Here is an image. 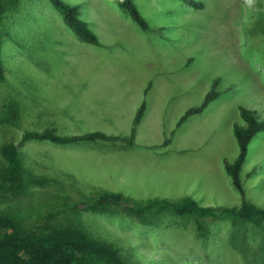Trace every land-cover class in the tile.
I'll use <instances>...</instances> for the list:
<instances>
[{"label": "rangeland", "instance_id": "374dc122", "mask_svg": "<svg viewBox=\"0 0 264 264\" xmlns=\"http://www.w3.org/2000/svg\"><path fill=\"white\" fill-rule=\"evenodd\" d=\"M5 1L0 112L15 102L20 118L0 114V149L14 143L24 166L48 184L0 202V212L29 228L49 215L54 224L75 220L130 264H264V229L254 224L167 214L145 226L121 209L99 214L64 205L99 192L137 201L190 197L203 207L242 204L225 163L239 154L233 128L243 124L240 109L264 122V0H195L201 9L180 0H134L148 30L115 0H64L80 6L100 46L81 42L49 0ZM214 89L219 96L177 128ZM143 103L133 147L22 142L25 132L49 128L62 136L129 137ZM241 181L247 200L264 209V132L249 146Z\"/></svg>", "mask_w": 264, "mask_h": 264}, {"label": "trees", "instance_id": "16d2710c", "mask_svg": "<svg viewBox=\"0 0 264 264\" xmlns=\"http://www.w3.org/2000/svg\"><path fill=\"white\" fill-rule=\"evenodd\" d=\"M14 3L18 0H10ZM62 15L65 24L83 43L100 46L96 33L88 23L81 19L80 6L72 5L64 0H49ZM117 6L137 23L142 29L148 30L149 25L139 12L134 0H115ZM195 8H203V4L195 0H180ZM10 3L0 0V82L6 81L5 68L1 54L3 38L2 19L9 10ZM214 89L207 96L201 107L187 111L178 123L179 128L192 115L199 114L217 97ZM146 104L138 109L129 137L109 136L103 132H93L85 135L62 136L54 128L44 131H27L22 136V142H51L56 145H67L80 142H123L128 147L135 145L136 130L143 120ZM3 112L5 114H3ZM2 115H8L9 122L20 118L19 106L10 102L3 107ZM240 116L243 124L236 123L234 136L239 145V154L233 163L226 162L225 170L231 178L234 188L242 196L239 207H203L195 199L186 197L177 201L149 199L137 201L122 193L99 192L90 200L71 202L64 205L71 212L85 210L106 214L112 210L121 209L126 215L136 219L140 224L156 225L164 215H172L184 220L193 218H210L214 221L227 220L233 225L254 224L264 229V209L247 200L241 181V170L246 161L249 146L253 139L264 132V122L259 121L254 112L242 107ZM7 117V116H6ZM7 119V118H6ZM0 202L9 204L26 198L32 186H46L45 176L35 175L24 166L19 147L14 143H6L0 149ZM54 215L34 227H26L22 221L10 212H0V264H130L113 243L93 236L80 222L68 219L65 224H54ZM198 231L202 235L203 227L198 222Z\"/></svg>", "mask_w": 264, "mask_h": 264}]
</instances>
